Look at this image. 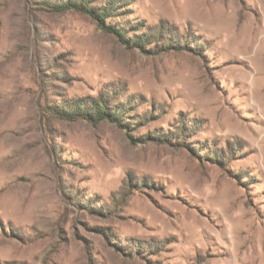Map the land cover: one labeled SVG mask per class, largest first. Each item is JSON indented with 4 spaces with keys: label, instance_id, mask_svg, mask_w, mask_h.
<instances>
[{
    "label": "rangeland",
    "instance_id": "rangeland-1",
    "mask_svg": "<svg viewBox=\"0 0 264 264\" xmlns=\"http://www.w3.org/2000/svg\"><path fill=\"white\" fill-rule=\"evenodd\" d=\"M89 1L0 0V264H264V0Z\"/></svg>",
    "mask_w": 264,
    "mask_h": 264
},
{
    "label": "trees",
    "instance_id": "trees-1",
    "mask_svg": "<svg viewBox=\"0 0 264 264\" xmlns=\"http://www.w3.org/2000/svg\"><path fill=\"white\" fill-rule=\"evenodd\" d=\"M76 1L77 2H74V3L69 2L63 6L60 5L58 7V10L61 11L64 9L71 8V9H75V10H78L80 12H83L85 14L92 15L101 21L103 27L108 32L113 33V34L117 35L119 38H121L122 40H124L125 36L122 34V31H119L114 27H108L104 23V19L106 18V15L112 13L115 10V8H114L115 3L113 1H111L110 3H107L106 7H104L100 11V14H97L92 9H90L91 7L89 6V3H90L89 0H76ZM140 39H141L142 43L141 42L137 43L139 45H141L143 43L145 45V44H147V42L152 40V39H147L145 36L140 37ZM101 102L103 103V105H101L98 102L92 103L90 106V110H88L89 114L84 115L83 118H85L86 120L91 121L92 123H95V124H98L99 122H101L105 118H111V120H115L114 115L111 114V111L108 109V107L105 104V102L103 101V99H101ZM78 109H79L80 114L85 111V109H83L82 106H78Z\"/></svg>",
    "mask_w": 264,
    "mask_h": 264
}]
</instances>
